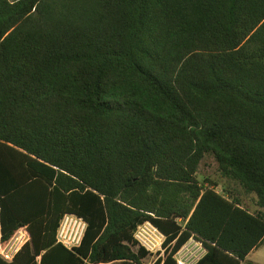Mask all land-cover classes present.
<instances>
[{
    "label": "trees",
    "instance_id": "obj_1",
    "mask_svg": "<svg viewBox=\"0 0 264 264\" xmlns=\"http://www.w3.org/2000/svg\"><path fill=\"white\" fill-rule=\"evenodd\" d=\"M0 208L1 248L31 234L0 264H145L146 222L166 236L154 264L191 239L196 264H256L264 0H0ZM66 215L88 224L73 250Z\"/></svg>",
    "mask_w": 264,
    "mask_h": 264
},
{
    "label": "built area",
    "instance_id": "obj_2",
    "mask_svg": "<svg viewBox=\"0 0 264 264\" xmlns=\"http://www.w3.org/2000/svg\"><path fill=\"white\" fill-rule=\"evenodd\" d=\"M88 224L74 215H66L61 221L57 231V243L68 250L81 246ZM0 236H1V208H0ZM134 239L138 247L143 248L149 258L154 261L163 260L166 254L164 246L166 236L151 222L139 225L135 231ZM31 234L27 227H23L14 237L11 243L4 249L0 247V257L7 263H12L22 248L30 243ZM177 264H193L188 255L176 260Z\"/></svg>",
    "mask_w": 264,
    "mask_h": 264
},
{
    "label": "rangeland",
    "instance_id": "obj_3",
    "mask_svg": "<svg viewBox=\"0 0 264 264\" xmlns=\"http://www.w3.org/2000/svg\"><path fill=\"white\" fill-rule=\"evenodd\" d=\"M12 2H17L19 0H11ZM199 179L203 180H210L212 183L218 185L217 192L223 193L225 188H229V183L221 176L218 171V165L212 157H207L206 160L203 162L202 167L199 173ZM244 202L247 206L250 207L252 211L255 210L254 206V197L244 199ZM249 261H252L256 264H264V245L255 253L251 254L248 257ZM148 263V262H147ZM243 264H247L246 262Z\"/></svg>",
    "mask_w": 264,
    "mask_h": 264
},
{
    "label": "crops",
    "instance_id": "obj_4",
    "mask_svg": "<svg viewBox=\"0 0 264 264\" xmlns=\"http://www.w3.org/2000/svg\"><path fill=\"white\" fill-rule=\"evenodd\" d=\"M258 251V250H257ZM254 251L253 253H255ZM251 253V254H253ZM188 255L191 258L193 264H196L201 258L204 257L206 254L205 249L203 248L202 244L194 239H191L186 246H184L181 251L176 255L175 259H181L184 255ZM250 254V256H251ZM148 262V263H147ZM145 264H154V261L150 258L145 260Z\"/></svg>",
    "mask_w": 264,
    "mask_h": 264
}]
</instances>
